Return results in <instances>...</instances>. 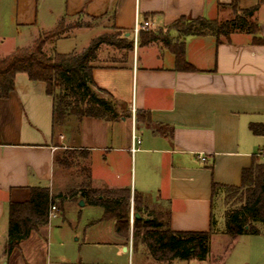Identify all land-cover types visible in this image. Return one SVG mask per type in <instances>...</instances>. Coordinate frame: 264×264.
Instances as JSON below:
<instances>
[{
  "label": "crops",
  "instance_id": "crops-1",
  "mask_svg": "<svg viewBox=\"0 0 264 264\" xmlns=\"http://www.w3.org/2000/svg\"><path fill=\"white\" fill-rule=\"evenodd\" d=\"M256 5V41L245 30L217 41L212 33L182 37L170 29L181 18L226 21ZM79 16L96 23L80 24L52 39L53 52H82L105 28L134 39L133 51L115 47L120 56L112 55L109 62L100 61L102 45L92 72L97 87L120 101L121 113L129 116L114 121L84 117L79 135L55 129L53 98L45 83L30 80L26 73L16 75L14 91L7 99L0 97L2 246L8 239L11 197L25 199L28 187L51 190L55 158L63 149L76 150L72 165L77 167L80 185L70 192H78L85 181L81 168L89 167L92 188H130L141 194L146 218L148 213H161L169 215L173 231H209L215 195L225 189L217 188L213 194V183L239 187L243 170L264 149V136L250 129L253 123L264 124V0H0V58L17 48L32 47L61 21ZM136 20L150 23L142 31L169 30L174 42H183L185 58L195 69H177L175 55L161 41L141 43L134 35ZM72 35L85 37L82 50L62 49ZM138 111L145 112L140 121ZM133 134L141 139L135 152ZM68 195L62 194V199ZM79 195L86 202L85 195ZM94 207L101 208L100 216L85 224L80 256L50 264H128L134 253L130 237L117 233L116 220L103 219L104 209ZM106 228L110 234L104 233ZM91 230L93 236H88ZM257 236L264 239V230ZM260 241L264 247V240ZM103 246L112 249L113 261L89 254V249ZM146 259L164 264L149 254ZM260 259L264 264V256Z\"/></svg>",
  "mask_w": 264,
  "mask_h": 264
},
{
  "label": "trees",
  "instance_id": "trees-1",
  "mask_svg": "<svg viewBox=\"0 0 264 264\" xmlns=\"http://www.w3.org/2000/svg\"><path fill=\"white\" fill-rule=\"evenodd\" d=\"M258 6L242 11L233 19L226 21L181 18L170 26L182 37L212 33L219 41L220 36L229 37L237 30H245L256 35L259 24L253 20ZM64 20L52 31L39 37L30 48H17L11 54L0 58V97L7 99L15 89V77L18 73H26L30 80L41 81L46 85V92L53 98V127L62 131L79 135L84 117L101 118L114 121L120 117H128L121 113L122 103L112 94L97 87L93 79V68L97 62V52L102 45L114 46L127 52L133 51L134 39L124 33L117 35L104 33L94 38L82 52L47 54L44 45L47 41L61 37L68 29L80 24L64 26ZM138 39L141 43L161 41L175 55L176 67L180 70H194L185 58L184 44L173 42L167 36L161 38L156 32L140 31ZM144 111L137 112V120L144 117ZM150 124V120H148ZM63 127H65L63 129ZM251 131L264 136V124H251ZM264 150V149H263ZM75 151L66 150L57 154L55 166L63 169L72 166ZM82 154L83 152H77ZM89 155V152H85ZM261 155V154H260ZM85 181L78 192L88 197L91 205L104 209L105 220H116L117 233L129 239L131 213H133L132 239L134 248L144 245L147 253L159 263L171 264L173 261L205 260L211 252L213 224L209 231H173L170 217L161 213H148L144 216L143 196L134 194L130 188L94 189L91 187L89 167L81 168ZM213 194L217 188H225L241 203L239 208L228 210L226 214L225 233L232 238L241 235H259L264 229V160L258 153L253 157L250 168L242 172V183L239 187H228L213 183ZM27 197L18 200L11 197L8 206V239L5 253L11 255L21 243L33 232L39 231L50 221L51 206L59 202L62 194H53L48 187H28ZM75 194L69 192V194ZM139 217L136 218L135 215Z\"/></svg>",
  "mask_w": 264,
  "mask_h": 264
},
{
  "label": "rangeland",
  "instance_id": "rangeland-1",
  "mask_svg": "<svg viewBox=\"0 0 264 264\" xmlns=\"http://www.w3.org/2000/svg\"><path fill=\"white\" fill-rule=\"evenodd\" d=\"M239 13L238 11L235 12ZM73 21V23H71ZM95 24L96 21L79 16L73 20H67L64 23L65 27H69L73 24ZM105 33L109 35H117V31L113 28H105ZM161 38L171 35L169 30H160L156 32ZM72 34V33H71ZM69 34V35H71ZM93 35V32H92ZM43 36V35H41ZM74 37L71 36L68 39L65 47H62L65 51H74L83 49V43L85 37L82 36ZM89 37H86V39ZM84 40V41H83ZM173 42L175 39H173ZM50 41V40H49ZM56 41L52 40L44 48V51L49 54L55 50ZM104 51L100 53V61L109 62L112 55L120 56V52L116 53V48L110 45L103 46ZM118 52V51H117ZM65 127H63L64 129ZM66 149L61 150L65 151ZM260 160H264L258 152ZM77 167L74 163L69 169H63L62 166L57 165L54 185L52 187L53 192H59L66 196H69L71 188L79 187ZM84 179V177H82ZM81 180V179H80ZM81 195L77 192L76 195L73 193L71 197L61 201V210L59 211V202L56 204L57 213L56 217L52 216L50 222L39 229L37 232H33L30 239L26 242H22L21 245L14 250L11 255L5 253L6 245L3 244V234L0 231V252L3 249V257H0V264H50L56 260H62V257L66 259L74 260L80 256V249L83 247L84 229L85 224L93 219L100 216L101 208L90 206L88 197L85 199L86 206H80ZM241 203L237 200V197L232 196L230 191L226 189L218 192L214 198V224L213 234L211 239V252L205 260H191V261H177L173 264H262L260 257L264 256V247L260 244L262 237L257 235H243L237 238H232L225 233V222L226 214L228 210L239 208ZM161 209H165L166 205L161 203L159 205ZM158 209V208H157ZM156 210V208H155ZM164 212V210H163ZM132 225V219H130ZM95 230V229H94ZM262 230H264L262 228ZM112 231V230H111ZM131 232L133 228L131 226ZM87 233V232H86ZM85 233V234H86ZM105 234H110L108 228H106ZM88 236H93V230L88 231ZM79 239V240H77ZM129 242L133 252L130 255L128 264H154V262H148L146 256L148 253L144 245H140L137 249L134 248V241L132 234L130 235ZM7 244V242H6ZM100 249V250H99ZM86 252V247L84 248ZM89 254L93 259L103 258L105 261H113L114 252L109 247L92 248L89 249ZM143 260V263H142ZM167 264V263H164Z\"/></svg>",
  "mask_w": 264,
  "mask_h": 264
},
{
  "label": "built area",
  "instance_id": "built-area-1",
  "mask_svg": "<svg viewBox=\"0 0 264 264\" xmlns=\"http://www.w3.org/2000/svg\"><path fill=\"white\" fill-rule=\"evenodd\" d=\"M149 26H150V23L148 21H146V22H140V21L136 20V24H135V28H134V35H135V37L138 36V34H139L140 31L148 29ZM140 144H141V139L138 136H136L135 134H133V138H132V151L135 152L136 150H138ZM260 154H261V156L264 159V150H261L260 151ZM203 160H204V158H203ZM57 215H58V213H57V206L56 205L51 206V209H50V218L52 216L56 217Z\"/></svg>",
  "mask_w": 264,
  "mask_h": 264
},
{
  "label": "water",
  "instance_id": "water-1",
  "mask_svg": "<svg viewBox=\"0 0 264 264\" xmlns=\"http://www.w3.org/2000/svg\"><path fill=\"white\" fill-rule=\"evenodd\" d=\"M126 35H127V36H129V33H127ZM83 194H84V193H82V195H83ZM79 204H80V206H84V205H85V202H84V200H80V203H79ZM135 217H136V218H138V217H139V215H138V214H136V215H135Z\"/></svg>",
  "mask_w": 264,
  "mask_h": 264
}]
</instances>
